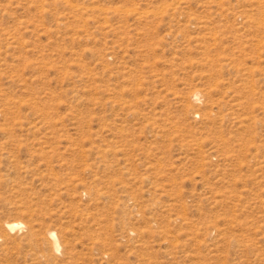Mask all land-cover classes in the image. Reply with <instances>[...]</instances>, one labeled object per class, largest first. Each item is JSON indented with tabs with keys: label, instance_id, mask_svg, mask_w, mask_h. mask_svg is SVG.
Here are the masks:
<instances>
[{
	"label": "rangeland",
	"instance_id": "374dc122",
	"mask_svg": "<svg viewBox=\"0 0 264 264\" xmlns=\"http://www.w3.org/2000/svg\"><path fill=\"white\" fill-rule=\"evenodd\" d=\"M0 264H264V0H0Z\"/></svg>",
	"mask_w": 264,
	"mask_h": 264
},
{
	"label": "bare ground",
	"instance_id": "6f19581e",
	"mask_svg": "<svg viewBox=\"0 0 264 264\" xmlns=\"http://www.w3.org/2000/svg\"><path fill=\"white\" fill-rule=\"evenodd\" d=\"M194 94V93H193ZM197 96L198 95V92H196L195 94H194V96ZM195 96V97H196ZM200 97V96H199ZM194 98V97H193ZM192 98V99H193ZM195 99V98H194ZM198 101V100H197ZM24 225V222H22V220H14V221H12V222H8L7 223V227L10 229V230H15V229H17V228H21L22 226ZM49 236H50V241H52V243H53V245H54V247L56 248V249H59L60 248V240H59V238H58V236H57V233H56V231L55 230H49ZM51 243V242H50Z\"/></svg>",
	"mask_w": 264,
	"mask_h": 264
}]
</instances>
